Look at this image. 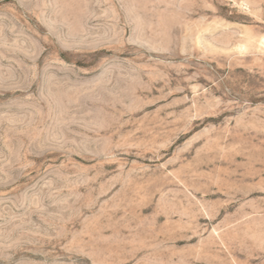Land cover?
Masks as SVG:
<instances>
[{
    "label": "rangeland",
    "instance_id": "374dc122",
    "mask_svg": "<svg viewBox=\"0 0 264 264\" xmlns=\"http://www.w3.org/2000/svg\"><path fill=\"white\" fill-rule=\"evenodd\" d=\"M0 264H264V0H0Z\"/></svg>",
    "mask_w": 264,
    "mask_h": 264
}]
</instances>
